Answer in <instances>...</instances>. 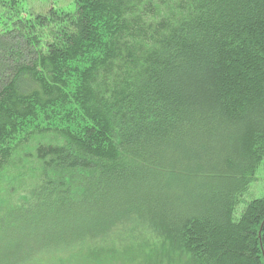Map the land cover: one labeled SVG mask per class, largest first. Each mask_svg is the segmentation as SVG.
I'll list each match as a JSON object with an SVG mask.
<instances>
[{
	"label": "trees",
	"instance_id": "trees-1",
	"mask_svg": "<svg viewBox=\"0 0 264 264\" xmlns=\"http://www.w3.org/2000/svg\"><path fill=\"white\" fill-rule=\"evenodd\" d=\"M263 158L264 0H0V264H264Z\"/></svg>",
	"mask_w": 264,
	"mask_h": 264
},
{
	"label": "rangeland",
	"instance_id": "rangeland-1",
	"mask_svg": "<svg viewBox=\"0 0 264 264\" xmlns=\"http://www.w3.org/2000/svg\"><path fill=\"white\" fill-rule=\"evenodd\" d=\"M23 5L26 7V12L44 13L50 6H55L58 9L71 10L74 7V0H23ZM11 170L15 173L24 172V170H19L14 166ZM255 176V180L251 182L247 194L245 195L247 200L264 196V158L256 169ZM10 177H12V175L8 171L2 173L0 176V206L6 205V202H17L23 197V180L25 181L26 179L22 180L21 177H16L17 179L15 178L12 184L8 182L11 179ZM12 187H16L13 192L10 191ZM3 201H5V203Z\"/></svg>",
	"mask_w": 264,
	"mask_h": 264
}]
</instances>
